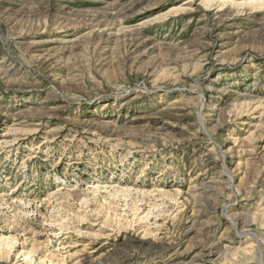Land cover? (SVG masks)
Here are the masks:
<instances>
[{
    "label": "rangeland",
    "instance_id": "rangeland-1",
    "mask_svg": "<svg viewBox=\"0 0 264 264\" xmlns=\"http://www.w3.org/2000/svg\"><path fill=\"white\" fill-rule=\"evenodd\" d=\"M0 264H264V0H0Z\"/></svg>",
    "mask_w": 264,
    "mask_h": 264
},
{
    "label": "bare ground",
    "instance_id": "bare-ground-1",
    "mask_svg": "<svg viewBox=\"0 0 264 264\" xmlns=\"http://www.w3.org/2000/svg\"><path fill=\"white\" fill-rule=\"evenodd\" d=\"M214 4V3H213ZM224 171H226V166L224 167ZM229 179V178H228ZM259 263H260V261H259Z\"/></svg>",
    "mask_w": 264,
    "mask_h": 264
}]
</instances>
